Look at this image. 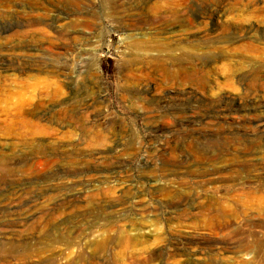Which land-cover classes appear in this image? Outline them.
Segmentation results:
<instances>
[{"label": "rangeland", "instance_id": "1", "mask_svg": "<svg viewBox=\"0 0 264 264\" xmlns=\"http://www.w3.org/2000/svg\"><path fill=\"white\" fill-rule=\"evenodd\" d=\"M122 1L0 0V161L43 160L0 174V264L79 251L92 256L79 264H264V0ZM155 2L177 5L184 32ZM179 46L202 58L199 75L173 64ZM226 95L247 108L206 112ZM25 99L42 101L25 114L39 134L13 125ZM222 135L248 139V179L199 172L195 145ZM32 143L44 153L30 156ZM104 232L114 238L94 257L89 242Z\"/></svg>", "mask_w": 264, "mask_h": 264}, {"label": "bare ground", "instance_id": "2", "mask_svg": "<svg viewBox=\"0 0 264 264\" xmlns=\"http://www.w3.org/2000/svg\"><path fill=\"white\" fill-rule=\"evenodd\" d=\"M75 1H77V0H75ZM82 1V0H81ZM84 1V0H83ZM98 1V0H97ZM99 1H101V3L102 4H121V1L122 0H99ZM125 1V0H124ZM128 1V0H127ZM136 1V0H135ZM139 1V0H138ZM137 1V2H138ZM151 1V0H150ZM149 1V2H150ZM168 1V0H167ZM178 1V0H177ZM237 1V0H236ZM251 1H253V0H251ZM123 2V1H122ZM133 2V1H132ZM131 2V3H132ZM170 2V1H169ZM185 2V1H184ZM179 3H181V2H178V5H179ZM186 3V2H185ZM123 4V3H122ZM164 4V3H163ZM163 4H158L157 2H155V4L153 5L154 7L152 8V9H154V11H155V16L156 17H159V18H162L164 21H169L170 23H177V24H179L178 22H180L181 23V21L179 20V16H181V14H180V11L178 10L179 8L178 7H176V6H166V4L165 5H163ZM172 4V3H171ZM170 4V5H171ZM174 5V4H173ZM181 7H182V4L180 5ZM119 7H121V6H119ZM129 7V6H128ZM152 7V6H151ZM235 7V6H234ZM240 7V6H239ZM238 10V9H237ZM263 11V10H262ZM152 12V11H151ZM183 12V11H182ZM183 14H185V13H183ZM247 16V15H246ZM153 17V16H152ZM154 18V17H153ZM159 18H156V19H159ZM151 21V20H150ZM154 21V20H153ZM160 21V20H159ZM192 21V20H191ZM155 22H157V21H155ZM185 23V22H184ZM192 23V22H191ZM190 23V21H189V24H191ZM77 24V23H76ZM181 24H183V23H181ZM175 25V24H174ZM21 26V25H20ZM80 26H81V24H80ZM86 26V25H85ZM84 26V27H85ZM88 26V25H87ZM172 26V25H171ZM189 26V25H188ZM179 28L181 27V25L179 24V26H178ZM186 28V27H185ZM249 29V28H248ZM170 30V29H169ZM66 31V30H65ZM175 31H178V33L179 32H184V30H183V28L181 27L180 29H175ZM255 32H257V31H255ZM1 33V32H0ZM167 33H169V32H167ZM43 34V33H42ZM187 34V33H186ZM262 34V33H261ZM258 35V34H257ZM61 36V35H60ZM72 36V35H71ZM173 37V36H172ZM261 37H262V35H261ZM177 38V37H176ZM258 38V37H257ZM178 39V38H177ZM251 39V38H250ZM255 39V38H254ZM185 41H187V43H189V44H193L195 41H197L198 39L197 38H195V39H190L189 37H186L185 36V39H184ZM78 41V40H77ZM192 42V43H191ZM261 43V42H260ZM195 44V43H194ZM197 44V43H196ZM2 46V45H1ZM18 46V45H17ZM4 48V47H3ZM12 48V47H11ZM179 48V50H180V54L178 55V56H176V57H173V58H171V60H172V62H173V64L174 63H179V64H182V67L180 68V70H179V72L181 73V74H183L185 77H188V76H191V74L192 75H194V74H198V73H200V70L201 69H199V67H197V64L200 62V64H203V60H202V58H195V59H192L193 57H191V53L187 50V48L186 47H184V46H179L178 47ZM195 61H198V62H195ZM203 61V62H202ZM67 62V61H66ZM260 64V63H259ZM24 65V64H23ZM178 66V65H177ZM256 67V66H255ZM261 68V67H260ZM64 70V69H63ZM252 70H254V69H252ZM257 70L259 71V69L257 68ZM203 72V71H202ZM251 71H249V73H250ZM253 72V71H252ZM250 73L251 75L252 74H254V73ZM261 72V71H260ZM179 73V74H180ZM249 74V75H250ZM199 75V74H198ZM197 75V76H198ZM248 75V76H249ZM250 75V76H251ZM257 75V74H256ZM196 76V77H197ZM247 76V75H246ZM4 77V76H3ZM195 77V76H194ZM195 77V78H196ZM204 77V76H203ZM252 77H253V75H252ZM251 77V78H252ZM259 77V76H258ZM191 78H193V77H191ZM249 79H250V77H248ZM255 79V78H254ZM256 80V79H255ZM186 81V80H185ZM188 81V80H187ZM197 81V80H196ZM6 82V81H5ZM18 82V81H17ZM22 82V81H21ZM7 83V82H6ZM24 84V83H23ZM202 84V83H201ZM200 84V85H201ZM28 85V84H27ZM203 85V84H202ZM11 86V85H10ZM15 86V85H14ZM3 88V87H2ZM24 88V87H23ZM13 90H15V89H13ZM4 90H2V92H3ZM17 91V90H16ZM12 91L10 90V93H11ZM17 92H19V91H17ZM16 92V93H17ZM20 92H21V90H20ZM6 93H8V92H6ZM14 93V92H13ZM23 93V92H22ZM22 93H20V94H22ZM15 94V93H14ZM91 94V93H90ZM11 97V96H10ZM13 97H14V95H13ZM17 97V96H16ZM30 98V97H29ZM1 99V98H0ZM19 99V98H18ZM32 99V98H31ZM222 99V101H221V103H225V104H217V106H215L214 104H213V107H211V108H209L208 109V111H206L207 113L208 112H211L212 114H214V113H218V111H223L224 109H226V110H228L229 112L230 111H232L234 108H236L237 106L238 107H240V106H242L243 104L240 102V104L239 103H237L236 102V100H234V99H231L229 96H224L223 98H221ZM20 100V99H19ZM41 100V99H40ZM40 100H34V103H32V104H30L28 107H27V105H26V99L25 100H23V102H21L18 106H17V109H16V111H15V117H13L12 116V118H14L13 120H12V122H13V125H14V123L15 124H18V125H32L33 127H35V129L33 130V128H32V130L34 131L33 133H35V134H39L40 132H41V130H40V127H39V125L37 124V123H35V122H33V121H31L29 118H27V116H25V114H29V115H32V116H36V110L37 109H39V107H42V101H40ZM8 101V100H7ZM6 101V102H7ZM16 101H18V100H16ZM244 103V102H243ZM249 103V102H248ZM252 103V102H251ZM250 103V104H251ZM254 105H255V103H253ZM212 105V104H211ZM247 105L248 104H246V105H243L244 107H246L247 108ZM256 106H258V104L256 105ZM2 107V106H1ZM249 107V106H248ZM243 108V107H242ZM255 108V107H254ZM261 107H259L258 109H260ZM236 110V109H235ZM239 110V109H238ZM256 110V109H255ZM225 111V110H224ZM227 111V112H228ZM242 111H243V109H242ZM260 112V111H259ZM10 113V112H9ZM40 113V112H39ZM222 113V112H221ZM225 113V112H224ZM261 113V112H260ZM8 114V113H7ZM210 114V113H209ZM215 114V115H216ZM219 114V113H218ZM226 115V114H225ZM5 116V115H4ZM209 116H212V115H209ZM214 116V115H213ZM219 116V115H218ZM264 116V115H263ZM217 117V116H216ZM260 118V117H259ZM217 120V119H216ZM216 120H214V121H216ZM246 122V121H245ZM248 122V121H247ZM210 124H212V123H210ZM248 124V123H247ZM247 124H245V125H247ZM241 125H243L242 123H241ZM227 126H229L230 127V125H227ZM248 126H249V124H248ZM15 127V126H14ZM13 127V128H14ZM233 127V126H232ZM238 127V126H237ZM236 127V128H237ZM253 127V126H252ZM257 129H258V132H259V130H260V132H261V130H263L264 128V117H262L260 120H259V122L257 123ZM224 128V127H223ZM226 128V127H225ZM234 128V127H233ZM239 128V127H238ZM216 129V128H215ZM256 129V128H255ZM254 129V130H255ZM256 129V130H257ZM235 130V129H234ZM253 130V131H254ZM12 131V130H11ZM23 131V130H22ZM224 131V130H223ZM226 131V130H225ZM236 131H238L237 129H236ZM247 132V131H246ZM263 132V131H262ZM19 133V132H18ZM225 132H223V134H224ZM232 133L234 134V131H232ZM241 133H243V132H241ZM254 133V132H253ZM256 133H257V131H256ZM222 134V133H221ZM232 134V135H233ZM238 134V133H237ZM237 134H235V135H237ZM240 134V133H239ZM202 137H203V135H202ZM258 137V135H256V138ZM205 138V137H204ZM203 138V139H204ZM261 138V137H260ZM22 139V138H21ZM201 139V138H200ZM199 139V140H200ZM206 139V138H205ZM24 140V139H23ZM26 140V139H25ZM255 140H259L258 138L257 139H255ZM254 140V141H255ZM204 141V140H203ZM208 141V140H207ZM248 141V139L246 138V137H243V136H241V135H238V136H233V137H231V138H226V137H224V135H222V138L221 139H218L217 138V140L216 139H213V140H211V143H210V145H208V144H202V145H197L196 143V145H195V152L194 153H198L199 154V157L201 158V159H199L198 157H197V159H199L200 160V162L202 161V160H204V161H206V165H204V166H200L199 167V172L202 174V175H204V176H206V175H216V176H221V178L223 179V177H227V179H230V181L231 180H234V179H236L237 181H239L240 180V178H244V177H246L247 175L249 176V174H250V172H252L253 170H254V167H257V165L256 164H253L252 162H250L249 161V159H248V155H249V151H251L252 149L250 148V146H249V143L247 142ZM261 141V140H260ZM33 142V141H32ZM200 142V141H199ZM27 143V144H26ZM256 143V142H255ZM252 144V143H251ZM254 144V143H253ZM34 146V147H31V149H32V152L30 153V156H34V157H37L38 156V154H43L44 152H43V148L42 147H40V146H36L35 144H31V146ZM23 146H28V141H26V142H23ZM194 146V145H193ZM254 146V145H253ZM251 149V150H250ZM257 149V148H256ZM191 151V150H193L192 148L191 149H188V151ZM186 151V150H185ZM192 152V151H191ZM261 154V153H260ZM190 155V154H189ZM193 156V155H192ZM196 156V155H195ZM250 156V155H249ZM257 156V155H256ZM262 156V155H261ZM191 157V156H190ZM251 157H252V155H251ZM255 157V156H254ZM39 158V157H38ZM253 158V157H252ZM264 158V157H263ZM191 159V158H190ZM193 159V158H192ZM198 160V161H199ZM261 160H264V159H261ZM54 160L52 159V158H50L49 160H46L45 161V163L48 165H51L52 164V162H53ZM185 161V160H184ZM249 161V162H248ZM41 162H43V160L41 161L40 159H38V160H36V161H32V159H31V157L26 161V162H24V164H21V165H19V166H14V167H11V168H9L8 166H6V165H4V161H0V174H4V172H8V171H17V172H19V173H23V174H28L32 169H33V167L35 166V165H38V163L40 164ZM189 163V162H188ZM190 164V163H189ZM203 164V163H202ZM260 165H262V163L260 162ZM263 165H264V163H263ZM196 166V165H195ZM261 168V167H260ZM193 171V170H192ZM190 172V171H189ZM199 172H197V173H199ZM194 173V172H193ZM37 175V174H36ZM197 175V174H196ZM199 175V174H198ZM258 175V174H257ZM256 175V176H257ZM203 176V177H204ZM223 176V177H222ZM247 178V177H246ZM217 179V178H216ZM220 179V178H219ZM241 179V180H242ZM248 179V178H247ZM204 180V179H203ZM202 180V181H203ZM241 180L239 181V182H241ZM228 181V180H227ZM229 181V182H230ZM246 181V180H245ZM248 181V180H247ZM250 181V180H249ZM248 181V182H249ZM256 181V180H255ZM37 182V181H36ZM221 182V181H220ZM226 182V181H225ZM248 182L246 183V184H248ZM260 183V182H259ZM236 184V183H235ZM234 184V185H235ZM238 184V183H237ZM256 184V183H255ZM264 184V183H263ZM227 185V184H226ZM243 185V184H242ZM6 187H8V186H6ZM226 187V186H225ZM243 188H244V186H243ZM264 188V187H263ZM12 189V187H10L8 190H11ZM235 189V188H234ZM238 189V188H237ZM13 190V189H12ZM260 190V189H259ZM235 193V192H234ZM253 193V192H252ZM248 194V193H247ZM264 195V194H263ZM262 195V196H263ZM236 196V195H235ZM258 196V195H257ZM217 198V197H216ZM236 198V197H235ZM240 198V197H239ZM257 198V197H256ZM251 199V198H250ZM260 199V198H259ZM62 204V203H61ZM211 204V203H210ZM256 204V203H255ZM222 205V204H221ZM221 205L220 206H218L217 208H218V210H220L219 208L221 207ZM238 205V204H237ZM237 205L235 204L234 206H231V205H224V206H222L221 207V209H232V208H236L237 207ZM213 206V205H212ZM240 206V205H239ZM211 207V206H210ZM232 207V208H231ZM213 208H215V206L213 207ZM238 208V207H237ZM236 208V209H237ZM240 208H242V206L240 207ZM245 208L246 209H249V207L246 205L245 206ZM244 207H243V209H245ZM257 208H258V210L260 209V210H264V197L262 198V202L260 203V204H258L257 205ZM58 210L60 209V208H57ZM250 210V209H249ZM20 211V209L19 208H15L14 210H12L11 212L12 213H18ZM2 212V211H1ZM10 212V211H9ZM8 212V213H9ZM23 212V211H22ZM97 215V214H96ZM230 215V214H229ZM55 217V215L54 214H52L51 213V215L50 216H48V220H47V222H46V226H49L50 227V230H52V231H54V230H57L58 229V227L59 226H55V224H53L52 225V222L55 220L54 219V217ZM33 218L31 215H29V216H26V217H22V218H16L15 220H11L10 221V224L9 225H11V226H13V227H15V226H19V224L21 225L22 224V222H24L25 220H28V219H30V218ZM52 217V218H51ZM236 218V217H235ZM53 220V221H52ZM227 220V219H226ZM264 221V220H263ZM0 222H2V220H0ZM231 222H232V220H231ZM54 223V222H53ZM7 224V223H6ZM5 224V225H6ZM24 224V223H23ZM58 224V223H57ZM111 224V223H110ZM229 224V223H228ZM233 225V224H232ZM104 227V226H103ZM114 227H115V225H114ZM117 227V226H116ZM121 227V226H120ZM264 227V226H263ZM110 228V227H109ZM113 229V228H112ZM119 229H121V228H119ZM114 230V229H113ZM95 231H97V230H95ZM118 231L119 230H115V232L114 233H117L118 234ZM18 232V231H17ZM56 232V231H55ZM102 232V231H101ZM105 232H107L108 233V231H105ZM104 232V233H105ZM59 233V232H58ZM96 233V232H95ZM111 233V232H110ZM238 233V232H237ZM102 234V233H101ZM112 235V234H111ZM111 235H108V234H104V235H102V236H100V238L98 239L97 238V240H95V241H91V242H89V245H91L92 247H93V250H94V254L93 255H95L94 257H99V255L100 254H104L105 253V251L107 250V246H108V244H109V242L110 241H112L113 240V238H111L110 236ZM116 235V234H115ZM117 236V235H116ZM121 235H120V233H119V237H120ZM118 237V236H117ZM118 237V238H119ZM261 237V236H260ZM91 238V237H90ZM251 238V237H250ZM112 239V240H111ZM116 239V238H115ZM252 239V238H251ZM249 240V239H248ZM264 241V240H263ZM260 242V241H259ZM250 245V244H249ZM72 247V246H71ZM80 247V246H79ZM252 248V247H251ZM4 249V248H3ZM66 249H67V247H66ZM248 249V248H247ZM250 249V248H249ZM80 250V249H79ZM85 250V249H84ZM256 250V249H255ZM41 251L43 252V250L41 249ZM93 253V252H92ZM38 254H40V251H38ZM63 254V253H62ZM102 254V255H103ZM264 255V254H263ZM26 256V255H25ZM253 256H254V254H253ZM29 257V256H28ZM27 257V258H28ZM92 257V256H91ZM91 257H89L88 255H86L85 253H84V251H79L77 254H76V256H74L73 258H68V257H66V256H64V254L62 255V256H52V257H48V258H45L44 260H43V264H79V263H82V262H84V263H87V262H90V259H91ZM19 259V258H18ZM259 259V258H258ZM94 260V259H93ZM6 261V260H5ZM7 262V261H6ZM249 262V261H248ZM4 264H10V263H4ZM92 264V263H91Z\"/></svg>", "mask_w": 264, "mask_h": 264}]
</instances>
